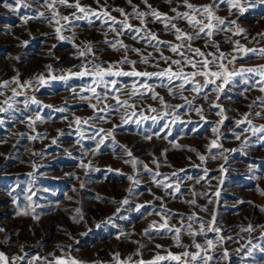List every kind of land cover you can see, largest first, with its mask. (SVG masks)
<instances>
[{
	"label": "rangeland",
	"instance_id": "obj_1",
	"mask_svg": "<svg viewBox=\"0 0 264 264\" xmlns=\"http://www.w3.org/2000/svg\"><path fill=\"white\" fill-rule=\"evenodd\" d=\"M52 2L22 0L27 5L23 7L16 0H7L12 8L0 6V106L7 109L0 112V252L9 257V264L25 254L42 258L32 264H48L57 258L75 259L79 264H149L169 253L181 260L165 259L155 264H184L186 251L213 257L209 264H264V132L259 131L264 127V91L258 83L264 77L248 72L226 77L221 69V78L229 82L217 91L216 85L221 82L217 79L199 94L190 90L191 84L181 91L166 79L156 78L106 76V80L117 81L115 91L111 85L108 89L96 87L90 76L69 75L66 81L48 79L49 74L84 71L82 65H101L104 69L112 66V71L158 72L168 67L160 59L161 51L165 57L180 59L166 45L158 51L146 46L143 39H133L135 33L121 31L120 23L112 25L103 15L107 10L110 17L134 28H143L144 19L160 40L180 43L174 30H165L164 24L151 15H132L133 6L149 12L143 0H131V4L128 0H79L81 6L95 11L96 15L88 16L59 3L49 8ZM75 2L68 0L69 4ZM188 2L197 7L213 5V0ZM3 3L0 0V5ZM147 3L170 18L176 15L172 11L175 8L203 19L185 7L183 0ZM240 3L244 5L243 13L230 9L227 3L218 9L213 6V15L225 18L228 30H214L212 37L192 42L205 54L215 53L217 63L221 62L219 52L225 53L222 62L227 71L264 65V57L258 53L235 50L264 49V0ZM117 9L128 14L126 21ZM170 23L185 32L193 31L185 20ZM57 28H61L59 34ZM117 41L128 51L121 43L115 47L109 43ZM209 41H215L219 48L206 47ZM89 45L91 52L87 50ZM131 49H139L144 57L151 53L149 64L141 63L142 56ZM125 56L135 65L117 63ZM213 59L208 57L209 61ZM184 71L193 69L186 67ZM41 75L47 80L45 84L37 80ZM195 82L203 85L206 78L197 76ZM145 83L152 86V91L141 86ZM134 86L143 95H125ZM91 87L107 99L98 103L92 98ZM153 93L158 94L156 99ZM114 95L134 103L135 108L113 111L118 107ZM159 97H163L164 104ZM183 97L192 102L191 106ZM6 100L11 107L4 104ZM94 104L97 108L107 104L109 108L98 112ZM58 108L64 111L54 110ZM77 119L80 124L75 123ZM101 128L113 134L105 136L104 143L97 147L100 136L95 133ZM213 140L218 141L216 147L212 146ZM133 159L137 161L135 168ZM144 165L152 171H146ZM164 177L170 178L165 184L172 187L157 185L156 181ZM125 199L127 204L122 203ZM192 200L196 201L194 205ZM213 214L219 232L209 230ZM190 215H194L191 223L196 235L187 229ZM165 218L170 227L181 231L161 228ZM201 223L205 225L204 234H199ZM249 225L253 230L244 231ZM208 240L213 242L211 248H207ZM195 243L201 249H196ZM15 264L26 261L16 259Z\"/></svg>",
	"mask_w": 264,
	"mask_h": 264
},
{
	"label": "snow or ice",
	"instance_id": "obj_2",
	"mask_svg": "<svg viewBox=\"0 0 264 264\" xmlns=\"http://www.w3.org/2000/svg\"><path fill=\"white\" fill-rule=\"evenodd\" d=\"M129 4H131V0H128ZM167 2L171 3V0H167ZM16 3L18 5H21L23 7H26L27 5L22 4V0H16ZM55 3H59L62 6H67V7H74L77 9L78 12L84 14V16H88L89 14L91 15H96L95 11L88 8L86 9L85 7L81 6V4L79 3V0H76V2L74 4H69L68 0H53L52 4H49L48 7L49 8H53ZM97 3H99V0H97ZM143 3L146 5V7L149 9L148 13H145L144 11H140L138 8L134 7L133 13L132 15L137 17V18H145L147 15H151L155 20L160 21L161 23L164 24V28L165 30H174L173 31V35H175V38L177 41H179L180 43L178 44H172L170 42H165L162 41L158 38V35L154 32H152L150 29L147 28V24L145 23L144 19H141V24L143 25V28H134L132 25L126 23V22H121V21H117L115 18H112L109 16L107 10L104 11L103 15L105 17H108V19L111 20L112 25H115L117 23L121 24V31L124 30H129L133 33H135V35L133 36V39H143L145 42V45H151L152 47L156 48L159 51V48L161 45H166L168 50L171 51L174 55H177L180 57V59H170L169 57H165L163 55V52H160V59H162L164 61L165 64L168 65V67L158 71V72H153V73H149L147 71H136L133 70L131 72H123L122 70L119 71H112V66H110L107 69L102 68L101 65H95L92 68H88L87 65H82L81 67L84 69V71H81L79 73H71V71H69L68 75H60V76H55L52 74H49L48 79L51 80H64L66 81L69 78V75H75V76H79V77H84V76H90L92 77V82L93 84L96 85V87H100L101 85L105 88L108 89L109 85H111L112 90H116L115 86L117 84L116 80H106L105 77L106 76H134V77H139V78H143L144 80H151V79H166L168 81V83L170 85H175V87H178L181 91L186 90L187 86L189 84H191V91L194 93L199 94L204 88L207 87L208 83H216L217 79H220V84L216 85V90L219 91L221 90L222 86L226 83H228V79L226 78H221L222 74H221V69L224 70V75L226 77H232V76H236V75H243L245 72L248 73H253L256 74L260 77H264V65L259 66L256 69H241L239 72H235V71H227L225 64L222 62L223 60L226 59V54L223 52H219V61H221L220 63H217L216 60V54L215 53H207L205 54L203 51H201L200 48H194L192 46V42L196 39H201L203 37H212L214 34V30L215 31H225L228 30V23H226L225 18H221L219 16H214L213 15V6H215V8H219L220 4H225L227 3L229 5L230 9H238L241 13H243L244 11V5H242L240 3V0H213V5L211 6H202V7H197L192 5L191 3L188 2V0H183L184 6L187 7L189 10H191L192 12H198L200 14L201 17H203V19H198L197 16L195 15H190L189 12H185V13H179L177 12V10L175 8L172 9L173 12L176 13V15L174 17H168V15L166 13H160L158 10H154L152 9V6L150 4L147 3V0H143ZM0 6H4V7H8V8H12V5L7 3V0H4V3ZM13 11H18V9H12ZM118 11L121 12V15H123L125 17V21L128 19V14L124 12L123 9H117ZM54 15H57L58 13L54 12ZM41 16H43V13H40ZM75 18L79 19L80 17H77L75 13L72 14ZM64 20H69L68 16H64L62 17ZM174 19H182L187 21L188 25L192 28V32H185L182 29H180L175 23H170V20H174ZM205 20L207 21L205 23ZM56 23H59V20L56 21ZM231 24H235L236 21H231ZM216 25H220L222 27H215ZM143 31L144 35L141 36V32ZM57 34H59L61 32V28H57L56 29ZM120 33L118 32L117 35H119ZM262 36H264V34H262ZM61 39H64L63 37H59ZM155 42V43H153ZM110 45L112 47L116 46V43H121V46L125 48V51L127 52V46L126 45H122V42L117 41V42H109ZM236 44L238 45V42H236ZM206 47H216L217 49L219 48V45L215 43V41H209L206 43L205 45ZM87 50L89 52H91V46L89 45ZM236 51H244L245 53L251 52L253 54H259L261 57H264V49H248V48H240V47H236L235 48ZM131 51H135L137 52L138 55L142 56L141 59V63H145V64H149V58L152 56L151 53L148 54L147 57H144L142 53H140L139 49H131ZM186 53H192V56L187 55ZM81 56H84L85 53L81 52L80 53ZM94 55V54H93ZM212 56L214 57V59L212 61L208 60V57ZM194 57H201L202 59L200 60H196L194 59ZM235 59V58H234ZM117 63H131L133 66L135 65V61H129L127 59V57L125 56V58ZM157 66H158V62H157ZM186 67H191L193 69V71L191 72H186L184 71V69ZM213 67L216 69L215 71L212 70ZM178 69V70H177ZM197 76H203L206 78V82L205 84L201 85L199 83L195 82V78ZM38 82L40 84H45L47 82L46 78L44 75H41L37 78ZM176 81H179V84H175ZM8 82H5V84L3 86H7ZM18 83V82H17ZM245 83H247V81H245ZM258 83L261 85L260 90L264 91V79H261L260 81H258ZM29 87L32 86V84L30 83L28 85ZM146 91H152V86L145 83L143 85H141ZM23 87V86H21ZM96 87H91L89 88V91H91L93 93V97L97 100L98 103H103V100L107 99V96L105 95L103 98L101 97V95L99 93L96 92ZM170 94H172V89L170 88ZM16 92L13 91V97H15ZM125 95H128L129 97L132 96H137V95H143V93H139L135 86L133 88V90L129 93H125ZM158 94L153 93L152 98L156 99ZM113 99L116 100V105L118 107L112 108L113 111H118L120 107H127V108H135V104L134 103H130L129 100H121L120 97L118 95H114L112 97ZM189 104V106H191L192 102L187 100V97H183ZM218 99V98H217ZM159 100L162 104H164V100L163 97H159ZM33 102H35V100L33 99ZM4 104H7L8 107H11V104L9 103V101H4ZM93 109L98 111V112H104L106 109L109 108V106L107 104L104 105V108H97V106L94 104L92 105ZM165 107H167V105H165ZM7 109L3 106H0V112H4ZM55 111H61L63 112L64 109L63 108H58V109H54ZM152 111H155V109H151ZM197 111H200L199 109H197ZM223 109L220 110L219 114H222ZM132 115H135V112H132ZM104 117L102 116L101 119H103ZM203 118V117H202ZM36 119H40L39 116L36 117ZM124 120V122H127V118L124 117L122 118ZM152 119H155V117H152ZM75 123L80 124L81 121L79 119H77L75 121ZM84 123H88L87 121H84ZM137 123H139V121H137ZM222 123V121H221ZM239 123V122H237ZM116 127H119V125H117ZM215 131V129H213ZM259 131L264 132V127H261L259 129ZM104 135H101V134ZM113 133L111 131L105 132V130L103 128L98 129L97 132L95 133L96 136H100V140L97 142V147H99V145L104 143V138L105 136H111ZM237 139H239V134H237ZM32 139H35V137H32ZM150 139V137H149ZM53 144L56 143V140L52 141ZM218 145V141L213 140L212 141V146L216 147ZM229 151H235V150H229ZM127 155L129 157L132 156V153L129 151L127 152ZM202 161L205 159L204 156H200L199 157ZM127 162V161H126ZM155 162V161H154ZM132 166L135 168L137 161L136 159H133L131 161ZM144 169L146 171L151 172L152 170L150 168H148L147 165L143 166ZM157 167H159V164L157 163ZM156 176H159L160 173H155ZM173 175H176L175 173H173ZM130 180L133 179L132 177H128ZM169 177H164L163 180H159L156 181L157 185H162L165 189L172 187L171 184H165V181L169 180ZM136 183H138V181H136ZM176 192H179L180 189L179 187L175 188ZM264 194V193H262ZM216 195H219V193L217 192ZM159 199V198H158ZM122 203L127 204L128 200L125 199ZM190 203H192L193 205L196 203L195 200L190 201ZM139 207H145V205H140ZM139 210V208L137 209ZM204 211H206V209H202ZM183 217H181V220L183 221ZM187 220L189 221L188 225H187V229L188 231L192 234V235H196L198 234L197 232L192 230V221L194 220V215H190L187 217ZM215 215L213 214V221L209 222V230L212 231H216L219 232L220 229L218 227L215 226ZM153 227H155V223L153 224ZM161 228H166L168 231H175L176 233H179L181 231L180 228H175L173 229L172 227H170L168 225V219L165 218L164 219V223L162 225H160ZM244 231H249L251 232L252 226L249 225L246 229H243ZM0 231H2V229H0ZM205 232V225L204 223L200 224L199 227V234H204ZM145 235H147V230L145 231ZM212 240H208L207 241V248H211L212 247ZM157 247H161L160 245H157ZM194 247L196 249H201V245L199 243H195ZM207 251V249H205V252ZM117 257L119 256V254H116ZM27 257V259H26ZM183 257H185V261L184 264H191V262H195L197 260L200 261V264H209V261L213 259V257L207 255V254H201V252H196V253H190V252H184L183 253ZM225 257H227V252H225ZM19 259L21 261H26V264H32L33 260H41L42 258L37 256H33V257H28L27 254H25L24 256H17L15 258L12 259V264H15V260ZM46 259V258H44ZM165 259H171L174 261H180L181 257L177 256V255H173L171 253L168 254L167 257L165 256H157L155 258L154 261L149 262V264H155V261H163ZM0 264H9V257H7L3 252H0ZM48 264H79L78 261H76L75 259H71V260H64V259H60L57 258L54 261H48ZM139 264H144L143 261H140Z\"/></svg>",
	"mask_w": 264,
	"mask_h": 264
}]
</instances>
